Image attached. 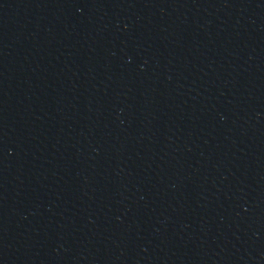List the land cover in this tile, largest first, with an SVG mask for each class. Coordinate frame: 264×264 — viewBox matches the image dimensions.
<instances>
[{
    "label": "water",
    "instance_id": "95a60500",
    "mask_svg": "<svg viewBox=\"0 0 264 264\" xmlns=\"http://www.w3.org/2000/svg\"><path fill=\"white\" fill-rule=\"evenodd\" d=\"M0 264H264V0H0Z\"/></svg>",
    "mask_w": 264,
    "mask_h": 264
}]
</instances>
